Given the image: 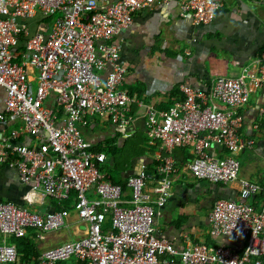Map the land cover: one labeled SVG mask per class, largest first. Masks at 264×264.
Here are the masks:
<instances>
[{"label": "built area", "instance_id": "built-area-1", "mask_svg": "<svg viewBox=\"0 0 264 264\" xmlns=\"http://www.w3.org/2000/svg\"><path fill=\"white\" fill-rule=\"evenodd\" d=\"M172 1L0 0V89L6 110L0 123H22L0 135V165L18 169L27 188L24 205L0 200V264H264V203L261 211L247 203L261 192L258 185L241 180V202L218 199L209 215L210 236L245 243L242 254L200 244L179 252L156 227L173 196L174 159L159 168L162 178L155 188L148 187L144 171L130 176L131 200L125 201L122 185L100 171L106 156L92 152L84 139L83 131L96 117L130 135L135 100L123 90L127 69L118 40L139 13ZM223 6L216 0H188L183 11H190L196 26H207ZM59 15L53 26L42 22ZM260 87L264 64L238 78H219L206 91L184 86L185 100L171 110L146 108L148 138L170 152L192 148L190 172L198 180L237 181L240 164L234 156L253 145L240 137V110ZM260 112L264 117V106ZM216 150L220 153L212 155ZM222 152L228 155L220 159ZM46 199L60 209H33ZM71 200L86 226L83 237L23 263L10 240L34 230L35 241H43L60 231L70 215L64 203Z\"/></svg>", "mask_w": 264, "mask_h": 264}, {"label": "crops", "instance_id": "crops-1", "mask_svg": "<svg viewBox=\"0 0 264 264\" xmlns=\"http://www.w3.org/2000/svg\"><path fill=\"white\" fill-rule=\"evenodd\" d=\"M187 1L173 0L167 6H156L153 10L139 13L134 26L118 40L122 50L121 63L127 69L123 90L135 100L131 108L130 135L127 137L118 132L109 120L96 117L90 120L83 136L92 148L111 140L115 141L118 150L135 143L136 146L130 148L133 156L127 160L128 164L120 168L114 162V167L120 171L115 170L112 175L111 170L105 168L109 162L107 156L106 164L101 167L106 179L118 184L126 183L130 176L146 171L152 174L148 187L155 188L162 178L159 168L173 158L176 163V173L172 175L173 196L170 204L161 209L156 218L158 235L174 242L179 252L187 250L190 245L200 244L212 249L229 247L242 254L245 243L210 236L209 215L218 199L241 202V180L253 182L261 189L255 198L247 202L261 211L264 203V117L260 109L264 106V87L254 88L249 103L240 110L243 118L240 137L252 141L253 145L234 156L240 164L239 177L226 185L198 180L191 174L190 166L194 160L192 148L170 152L162 142H152L147 135L145 111L146 108H154L157 112L171 110L185 100L184 86L206 91L219 78H238L247 68L256 72L264 64V3L256 0H216L224 6L216 13L214 21L207 26H196L190 11L184 14L183 5ZM32 73V81L37 82L38 74L35 71ZM4 101L5 91L0 89V115L3 116L6 115ZM21 127L19 121L6 126L0 123V135H9L12 130ZM211 153L215 156L220 151ZM115 155L114 152L112 156ZM227 155L222 152L220 159ZM26 191L19 170L0 165V200L24 205L22 197ZM123 198L131 200L129 189ZM64 206L70 211L66 225L67 240L58 244L62 237L54 235L55 243L46 246L44 242L50 239L49 235L60 234L61 230L47 234L45 240L36 241L42 253L83 237L86 226L71 210L74 202H65ZM33 209L48 213L59 210L60 206L55 200L46 199Z\"/></svg>", "mask_w": 264, "mask_h": 264}, {"label": "trees", "instance_id": "trees-1", "mask_svg": "<svg viewBox=\"0 0 264 264\" xmlns=\"http://www.w3.org/2000/svg\"><path fill=\"white\" fill-rule=\"evenodd\" d=\"M114 142L115 141L111 140L110 142L100 144L97 147H93V148L91 147L92 152L97 153V154H104L105 156L109 157V155H113V153L118 150V148L115 147ZM112 168H114L116 170H120L119 168H115V167H112ZM100 171L103 172V168L100 167ZM112 179H113V177H112ZM113 183H115V182H113ZM116 184H118V183H116ZM120 185H122V187H123V192L126 193L127 190L129 189L127 187V181H126V183H122ZM109 227H110V220L107 219V222L105 223L104 228H105V230H107V229H109ZM33 236H34V234H32V230H30V234L27 235L25 238H20V239L19 238H12L10 240V243L17 247L23 263L37 261L42 254V251L39 248V246H38L37 242L35 241V239L33 238Z\"/></svg>", "mask_w": 264, "mask_h": 264}, {"label": "rangeland", "instance_id": "rangeland-1", "mask_svg": "<svg viewBox=\"0 0 264 264\" xmlns=\"http://www.w3.org/2000/svg\"><path fill=\"white\" fill-rule=\"evenodd\" d=\"M60 19H61V15H59L57 17H54V18H51L49 20H43L42 22L44 24H49L50 26H53ZM35 88L37 89V84L35 85ZM114 131H115L114 133H116V130H114ZM135 146H136L135 143L132 142V143L128 144L125 149H119V150H117L115 152V154H116L115 156L109 155V162L107 163V165H106L105 168L107 170H111L110 173L113 175L114 172H115L114 170H116V169L112 168V167H114V162H117V165L120 168L123 167L125 164H128L127 163V160H129V157L133 156L131 154V151H130L131 149L130 148H133ZM137 148H138V146H137ZM114 159H116L117 161H114ZM117 176H119V175H117ZM71 210L74 211L73 209H71ZM56 233H58V232H56ZM54 235L55 236H61L62 237V241L61 242H58V244L59 243L61 244V243L65 242L67 240L65 238L68 236L66 227H64L63 229H61L60 234H50L49 235V238L50 239L44 242V244L46 246H50V245H53L55 243V240L53 239Z\"/></svg>", "mask_w": 264, "mask_h": 264}, {"label": "water", "instance_id": "water-1", "mask_svg": "<svg viewBox=\"0 0 264 264\" xmlns=\"http://www.w3.org/2000/svg\"><path fill=\"white\" fill-rule=\"evenodd\" d=\"M145 174H146V175H148V176H150V175H151V173H148V172H145Z\"/></svg>", "mask_w": 264, "mask_h": 264}, {"label": "clouds", "instance_id": "clouds-1", "mask_svg": "<svg viewBox=\"0 0 264 264\" xmlns=\"http://www.w3.org/2000/svg\"><path fill=\"white\" fill-rule=\"evenodd\" d=\"M141 172H142V171H141ZM141 172H140V173H141ZM145 172H146V171H144V173H145ZM138 174H139V173H138ZM147 177H152V174H151V176H148V175H147Z\"/></svg>", "mask_w": 264, "mask_h": 264}]
</instances>
